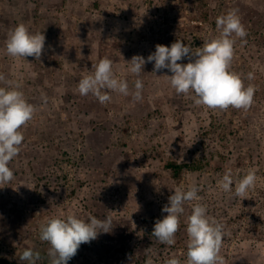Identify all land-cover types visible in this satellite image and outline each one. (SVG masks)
I'll return each instance as SVG.
<instances>
[{
	"label": "rangeland",
	"instance_id": "obj_1",
	"mask_svg": "<svg viewBox=\"0 0 264 264\" xmlns=\"http://www.w3.org/2000/svg\"><path fill=\"white\" fill-rule=\"evenodd\" d=\"M233 9L247 36L236 38L230 70L255 89L248 109L196 105L194 93L170 86L169 70L154 72V62L139 77L127 71L134 55L147 61L157 44L181 40L195 52L219 35L216 18ZM19 24L45 35L39 60L6 55ZM103 58L130 92L143 81L141 101L109 92L112 100L101 104L79 94V81ZM0 74L37 109L8 165L14 177L0 185V257L28 264L19 258L31 248L40 253L36 264H51L40 225L91 214L110 215L112 229L81 244L68 264H186V220L199 202L223 225L224 264H264V0H0ZM170 161L188 164L180 177ZM249 169L258 180L241 200L235 182ZM228 170L234 184L224 192L219 182ZM190 185L200 199L185 202L175 244L161 243L154 224L174 190Z\"/></svg>",
	"mask_w": 264,
	"mask_h": 264
},
{
	"label": "clouds",
	"instance_id": "obj_2",
	"mask_svg": "<svg viewBox=\"0 0 264 264\" xmlns=\"http://www.w3.org/2000/svg\"><path fill=\"white\" fill-rule=\"evenodd\" d=\"M216 26L220 30L219 35L205 41L203 47L195 52L181 40H176L170 47L157 44L147 61L140 55H134L127 71L139 77L145 63L154 62V72L169 70L172 73L167 75L170 86L177 94L194 93L192 99L196 105L212 110H226L229 107L248 109L253 103L255 89L251 85L245 86L241 75L230 70L236 38L243 40L247 31L235 9L218 16ZM45 40L43 32L32 33L27 26L19 24L8 35L6 55L13 58L31 56L39 60ZM185 57L190 58V62L178 63ZM247 78L254 79L253 73H248ZM0 81L8 85L0 87V185H6L14 177L8 165L19 154L24 140L21 129L34 118L37 109L27 101L19 83L6 81L3 74H0ZM143 87V81L138 78L134 82L135 90L130 92L127 80L117 78L113 61L103 58L95 65L94 73L85 75L79 81L78 91L81 96L92 94L101 104H105L112 100L109 92L132 95L134 101H141ZM257 180L256 170L249 169L243 178L235 182V195L241 200L248 198L249 190L255 187ZM233 184L231 171L228 170L219 187L224 192H231ZM197 193L198 187L190 185L187 190L175 189L174 194L169 196V203L162 208L167 215L156 220L152 232L161 243L175 244L180 217L185 212L184 204L186 201H199ZM112 223L110 215L100 219L89 214L87 221L75 214L52 217L40 225V240L50 245L48 256L51 264H68L81 244L90 243L99 234L110 232ZM186 232V264H224L219 255L223 225L207 214L205 205L199 202L192 205L191 214L186 220ZM40 258L39 252L26 248L19 259L36 264ZM165 264H181V261L171 258Z\"/></svg>",
	"mask_w": 264,
	"mask_h": 264
},
{
	"label": "trees",
	"instance_id": "obj_3",
	"mask_svg": "<svg viewBox=\"0 0 264 264\" xmlns=\"http://www.w3.org/2000/svg\"><path fill=\"white\" fill-rule=\"evenodd\" d=\"M208 16L207 13L203 15L202 20H207ZM188 166L187 163H178L176 161H170L167 163V167L170 168L174 174L175 177H180L182 174L183 169ZM0 264H20L18 262H12L8 260L7 258L0 257Z\"/></svg>",
	"mask_w": 264,
	"mask_h": 264
},
{
	"label": "flooded vegetation",
	"instance_id": "obj_4",
	"mask_svg": "<svg viewBox=\"0 0 264 264\" xmlns=\"http://www.w3.org/2000/svg\"><path fill=\"white\" fill-rule=\"evenodd\" d=\"M5 258V257H4ZM9 260V259H8Z\"/></svg>",
	"mask_w": 264,
	"mask_h": 264
}]
</instances>
